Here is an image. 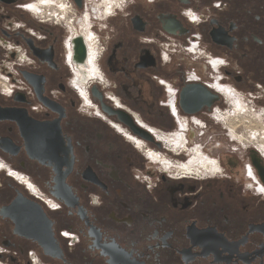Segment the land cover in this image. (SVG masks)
I'll return each instance as SVG.
<instances>
[{
  "label": "flooded vegetation",
  "instance_id": "flooded-vegetation-1",
  "mask_svg": "<svg viewBox=\"0 0 264 264\" xmlns=\"http://www.w3.org/2000/svg\"><path fill=\"white\" fill-rule=\"evenodd\" d=\"M0 106V264H264V0H0Z\"/></svg>",
  "mask_w": 264,
  "mask_h": 264
},
{
  "label": "water",
  "instance_id": "water-1",
  "mask_svg": "<svg viewBox=\"0 0 264 264\" xmlns=\"http://www.w3.org/2000/svg\"><path fill=\"white\" fill-rule=\"evenodd\" d=\"M4 121L19 123L23 126V134L25 136L29 134L28 119L13 109L0 106V122ZM128 124L132 126L130 122ZM133 129L141 137L140 129L137 127ZM42 212L38 205L34 203L27 204L22 202L21 199H17L13 204L4 208L1 215L16 224L15 234L39 241L45 255L60 258V250L54 241L51 223Z\"/></svg>",
  "mask_w": 264,
  "mask_h": 264
},
{
  "label": "built area",
  "instance_id": "built-area-1",
  "mask_svg": "<svg viewBox=\"0 0 264 264\" xmlns=\"http://www.w3.org/2000/svg\"><path fill=\"white\" fill-rule=\"evenodd\" d=\"M7 95H11L12 94V91H8V93H6ZM0 164H2V162L0 161ZM2 166V170L1 171H3V170H5L6 169V167H5V165L4 164H2L1 165ZM8 172H9V174L10 175H12L11 173H12V171H10V170H7Z\"/></svg>",
  "mask_w": 264,
  "mask_h": 264
},
{
  "label": "snow or ice",
  "instance_id": "snow-or-ice-1",
  "mask_svg": "<svg viewBox=\"0 0 264 264\" xmlns=\"http://www.w3.org/2000/svg\"><path fill=\"white\" fill-rule=\"evenodd\" d=\"M262 191H264V189H262Z\"/></svg>",
  "mask_w": 264,
  "mask_h": 264
}]
</instances>
